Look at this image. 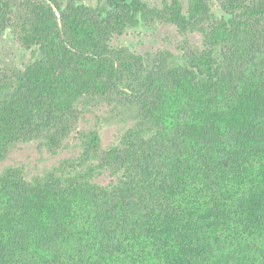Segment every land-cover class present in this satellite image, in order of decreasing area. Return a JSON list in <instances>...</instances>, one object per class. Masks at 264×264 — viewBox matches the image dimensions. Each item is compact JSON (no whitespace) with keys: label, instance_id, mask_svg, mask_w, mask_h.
I'll return each mask as SVG.
<instances>
[{"label":"trees","instance_id":"16d2710c","mask_svg":"<svg viewBox=\"0 0 264 264\" xmlns=\"http://www.w3.org/2000/svg\"><path fill=\"white\" fill-rule=\"evenodd\" d=\"M83 1L0 0V36L10 30L41 54L0 83V155L141 65L110 46L128 28L168 23L203 33L205 45L185 40L184 64L150 80L148 89L163 84L161 99L144 101L124 149L105 155L115 182L0 176V264H264V0H219L230 18L218 20L211 0H188L186 11L181 0ZM218 48L254 62L222 71ZM89 140L91 159L99 137Z\"/></svg>","mask_w":264,"mask_h":264},{"label":"rangeland","instance_id":"374dc122","mask_svg":"<svg viewBox=\"0 0 264 264\" xmlns=\"http://www.w3.org/2000/svg\"><path fill=\"white\" fill-rule=\"evenodd\" d=\"M107 0H84L81 4L96 8ZM151 7H162L165 0H143ZM185 11L188 0H181ZM64 6L67 0H62ZM212 14L215 19L230 18L219 0H211ZM186 41L196 48H204V34L191 32L186 37L179 34L177 28L168 23H156L151 27L140 24L130 27L123 36L114 37L110 46L115 50L128 49L144 57L141 65H135L126 73L118 85L105 96L86 94L79 98L74 108L67 112L60 123L38 134L30 141L10 147L0 155V176L9 169L21 171V182L33 186L54 176L67 182L76 175L90 177L96 184L108 186L115 182L118 166L109 165L105 160L108 151L114 148L124 149L126 136L141 122V110L146 100H160V86L148 89L154 77L164 80L169 68L182 66L185 52L182 44ZM171 57L167 58L166 54ZM222 48L216 50L221 61L222 71L232 70L239 74L248 69V63L254 62L248 55L238 58L228 54ZM41 59L36 50H26L19 46L10 30L0 36V83H13L26 67ZM158 77V78H157ZM12 95V90L4 98ZM97 134L99 149L90 158L84 156L90 136Z\"/></svg>","mask_w":264,"mask_h":264}]
</instances>
